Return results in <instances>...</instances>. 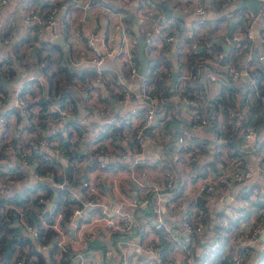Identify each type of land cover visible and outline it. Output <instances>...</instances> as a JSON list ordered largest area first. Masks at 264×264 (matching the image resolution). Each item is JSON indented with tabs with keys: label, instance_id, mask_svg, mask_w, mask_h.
I'll list each match as a JSON object with an SVG mask.
<instances>
[{
	"label": "crops",
	"instance_id": "0c3cea01",
	"mask_svg": "<svg viewBox=\"0 0 264 264\" xmlns=\"http://www.w3.org/2000/svg\"><path fill=\"white\" fill-rule=\"evenodd\" d=\"M22 0H8L0 7V35L7 38L4 50L8 49L18 51L19 43L24 35L28 38L29 33L21 22L22 8L19 7ZM37 7L46 4H53L56 7L53 25L45 28L41 34V44L38 48L39 54H48V57L61 55L58 63L67 68L71 73L78 76L87 74L92 76L93 64L88 61V52L84 46L86 36L96 30L101 39V43L107 48L116 49L122 47L124 50L130 48L135 53L136 41L135 35L131 31L132 20L136 23L137 33L143 38L144 30H151L150 41L145 42L143 48L144 55L147 59L146 75H150L155 67L167 61L168 67L171 64L176 66L180 72L181 68L186 65L187 52L189 44L194 40L199 41L202 51L206 56L202 57L200 53V62L195 68L197 80L188 79L184 83L187 88V95H191L194 102L190 105L184 102H176L172 96L171 81L167 83L168 98L155 107L156 120L166 129L169 123H176L177 127L188 129L186 120L189 109L193 110L195 118H203L208 115L210 123L202 131L193 132L192 142L196 145L198 155L194 159L183 156L177 162H172L169 157L174 153V140L170 135L157 134L158 141L147 142L142 144L138 151L139 158L149 159L157 158L159 165L152 169L145 170L143 176H139V186L135 189L138 196L144 191L143 188H156L161 192L162 202L163 229L156 231L153 229L151 210L148 206L133 207L129 205L130 183L127 176L121 169L126 162H132L135 159L137 150L133 142L120 139L115 148H112L111 141H104L107 148V158L109 159L110 168L98 171L96 175L101 174L103 181L95 184V192L109 196L112 199L111 209L120 212L132 214L138 221L136 229L124 232L110 233L102 227L100 221L94 224H87L75 218V227L70 241L66 244V249L72 254H81L82 262H86L91 255L97 256L102 264H140L142 261L143 251L141 244L152 239H160L162 253L158 257L159 264H221L224 259L222 253L229 248L233 256L240 257V264H259L264 260V231L261 232L255 241L251 244H244L235 241L233 235L240 232V222L253 220L258 217L262 206L250 202L245 210H238L235 214L227 211L226 206L229 196L234 199L239 197H253L258 190V183L254 178H249L240 183H229V189L222 194L214 193L208 197H200L196 190V185L202 178L212 174L214 171L213 161L215 156H220L225 163H228L231 157L237 155L243 159L242 165L252 168L257 159L264 161V146L262 147L255 140H244L242 131L233 130L228 123V112L233 107H238L242 112L241 128L252 127L253 123L261 117L262 108L253 95L252 83L243 82L244 80L236 79L229 81L223 71L227 66L235 69L243 67V53L246 49H254L263 54L264 44L259 41V35L264 28L261 20H255L251 26L252 36L243 40L245 33V24L241 21L245 8L236 7L240 0H226L227 7L222 9L224 0H187L200 4L206 10L202 21L195 26H191L196 17L185 15L177 12L173 5L176 1L185 0H163L169 9L166 16V10L159 0H34ZM34 4L30 3L25 9H34ZM78 17H82L78 20ZM135 17V18H134ZM140 19V21L138 20ZM194 19V20H193ZM239 20V21H238ZM241 23V26H240ZM173 35L169 42L163 40L164 33ZM60 37L62 43L57 44L54 40ZM59 39V40H60ZM243 40V41H242ZM255 41L259 43L256 44ZM100 43L99 41L97 42ZM132 44V46H131ZM156 50L165 48V58L153 56L151 48ZM6 51V52H7ZM3 54V56L6 54ZM69 57V63L66 57ZM136 58V57H135ZM224 58L225 64L221 63ZM137 62V60H136ZM78 64V69L73 70L69 64ZM191 64V63H190ZM56 66V63L54 64ZM102 72L110 77L121 79L116 58H105L101 64ZM215 73L216 79L210 80L205 77L206 73ZM88 75V76H89ZM177 76V75H176ZM112 78V77H110ZM176 79V77H175ZM24 80V75L21 81ZM190 81V82H189ZM199 86L195 85V82ZM138 86V84H137ZM10 87V83H9ZM131 91V90H130ZM133 101L138 106L144 104L141 97V91L138 86V92L133 91ZM203 93V97L199 94ZM192 99V98H191ZM208 100V104L206 102ZM109 109L114 111L119 104L112 97L108 99ZM79 116L85 118L88 122H99V117L89 108L79 109ZM113 114V113H112ZM258 118V119H257ZM168 122V123H167ZM167 124V125H166ZM61 123L55 126L52 131L56 136L61 131ZM254 128V127H252ZM169 134L171 132L166 130ZM58 145L60 142L58 141ZM61 147V146H60ZM66 147H68L66 145ZM89 151V146L83 139H78L74 144V150L68 157L78 159L75 161L79 173L78 180L74 187L79 188L80 196L90 197L88 189L85 186L80 187V183L89 181L93 183L92 178L95 174L93 166L95 161L100 159V155L87 160L83 154ZM123 152L126 157L119 167H116L119 153ZM8 157V155H7ZM83 158V159H82ZM117 158V159H116ZM81 159V160H80ZM2 164H5L4 162ZM1 164V166H2ZM138 165L135 168L138 169ZM67 169L66 166L60 168L59 172ZM3 172L6 170L2 169ZM163 171L170 172L175 179L173 188L176 187V193L173 194L167 189H162L161 179ZM27 173V171H25ZM69 174L68 171H66ZM72 177V172H71ZM81 179V180H80ZM172 188V189H173ZM248 196V197H247ZM264 201V196L262 197ZM197 199L203 201L202 209L197 203ZM257 202V201H256ZM193 206H198L202 212L204 233L200 236H192L185 233L180 226V217L184 211ZM97 205L85 207L87 219L94 217L98 211ZM146 221V222H145ZM244 221V222H245ZM243 222V223H244ZM145 226H144V225ZM10 227H17L13 223H8ZM236 228V229H235ZM44 229V228H43ZM92 230V235L86 240V246L83 247L77 241L80 234L87 230ZM45 230V229H44ZM225 236L223 237V235ZM32 242L31 236L26 235ZM229 236V239H228ZM219 237V238H218ZM216 243V246H215ZM243 244V246H242ZM110 247L111 254L105 256L103 250ZM56 247L52 252H42L45 264H56ZM186 258L188 261H186ZM70 264H76L77 257L73 259L66 256Z\"/></svg>",
	"mask_w": 264,
	"mask_h": 264
},
{
	"label": "built area",
	"instance_id": "2783aa9c",
	"mask_svg": "<svg viewBox=\"0 0 264 264\" xmlns=\"http://www.w3.org/2000/svg\"><path fill=\"white\" fill-rule=\"evenodd\" d=\"M261 1L263 5L259 7L257 12L254 13L247 8L243 11V17L246 18L245 35L247 37L252 36L250 25L255 20H261L264 24V0ZM7 2L8 0H0V7ZM30 3H33L35 8L25 9ZM19 7L23 9L21 22L28 33L33 32L31 29L35 24L38 26L37 32L34 33L40 34L43 33L45 28H50L53 25L56 11V7L53 4H47V6L45 4L39 8L35 5L34 0H22ZM173 8L181 14L196 17L195 20L193 19L192 27L195 26L194 24L201 22L206 14L202 5L187 0L176 1ZM81 19L82 17H78V20ZM138 20L140 21L139 18ZM166 33L163 35V40L169 42L171 37ZM144 36L146 38L145 42L148 44L151 42L152 45L150 29L144 30ZM7 41L4 36L0 35V53L4 50L2 46L6 45ZM98 41L100 42L99 44L97 43ZM259 41L264 44V31L260 33ZM36 45L35 41H28V44L24 46L21 52H12V50L8 49V51L5 50L0 55V146L3 145L6 150V160L4 161L6 170L0 175V197L4 196L6 201L2 203L0 208L3 210L11 209L18 213V216L10 223L17 225L22 234L31 236L33 250L48 253L52 252L53 248L56 247V264H59V260L66 256L72 259L77 257L76 264H102L99 258L93 255L83 263L80 258L81 254H72L71 251L66 249L67 242L71 240L69 237L72 236L74 231L75 218L78 217L81 222H87V224H94L100 221L102 227L110 233L136 229L138 221L132 214L111 209L112 200L110 198L104 199L102 195H96L95 184L103 181L102 175L96 174L100 170H106L111 167L107 158L108 150L105 148V144L101 143L106 140L111 141L113 143L112 148L117 146L116 143L120 139L134 143L137 149L134 150L135 159L132 162H126L121 167L130 183L128 189L130 190L129 202L135 207L148 206L151 210L153 229L160 231L164 227L160 198L162 191L145 187L142 194L138 196L135 194V189L140 184L139 176H143L145 170L152 169V167L159 165L160 162L157 158L146 160L139 158L140 152L138 148L147 142L158 141L157 134H159V130H163L162 137L166 134L170 135L174 140V153L169 157L170 161L177 162L183 156L194 159L198 155V151L196 145L192 142L193 132L204 130L210 122L204 118H195L193 110L189 109L186 117L188 129L177 127L176 123H169L168 128L165 129L159 120L158 122L156 120L155 107L165 100V82L169 80L170 74L167 61L155 67L150 75L145 74L140 77L138 86L144 104L138 106L137 102L133 101L132 92L126 86L125 79L122 77L125 70L128 80L132 81L138 76L137 62L134 59L135 53L130 48L124 50L119 47L114 50L105 47L104 43H101L96 30L89 33L84 40V46L89 55L88 61L94 66L92 76L89 75L90 77H85L83 82H78L79 85L71 89L62 99L58 97L44 98L40 94L33 96L30 91L35 90L37 85L44 82L48 74L47 67L43 65L46 54L39 57L34 54L35 60H39L42 57L44 62L37 63V66L30 65L29 56L33 53ZM188 50L190 55L195 56L202 50V46H200L199 41L194 40L189 44ZM151 51L153 56L155 55L161 59L165 58V48L156 50L153 47ZM5 52L6 54L3 56ZM246 56L243 69L237 70L227 66L223 72L229 81L241 79L245 83L247 81L252 83L253 95L262 108L263 125L242 129L241 118H243V115L238 107H233L228 112V123L233 130L242 131L244 140L253 139L263 147L264 56L257 51L253 54L250 48L247 50ZM105 58H116L120 74L122 75L121 79L115 78L112 80L102 72L101 64ZM199 62L200 59L194 57L193 62L190 64L191 66H183L179 76L175 79L174 90L170 96L177 103L184 102L190 105L194 102L193 99L182 95L181 91L187 78H196L197 72H195V68ZM39 70H43V72L40 73ZM37 73L38 75H36ZM23 75L24 80L21 81ZM206 76L210 80L216 79V74L213 72L206 73ZM166 96L169 97L168 95ZM111 97L119 104L114 111L109 109L107 102ZM85 107L91 109L99 117L100 121L97 123L88 122L85 118L80 117L79 109H85ZM59 123H61L62 127L56 136V132L52 130ZM167 129L171 132L170 134L166 131ZM43 132L47 133V135H42ZM78 139L81 141L84 139L89 146V151L83 154L87 160L94 158L96 154L100 155V159L96 160L93 166V170H95L92 178L93 183L91 184L89 181L84 180L81 182L83 186H88V192L91 194L87 199L79 195V188H72L68 183V179L79 182V173L75 165V161L78 159L66 157L65 150L58 145L59 140L67 143L66 151L71 154ZM125 157L126 155L123 152L119 153L116 167L121 165ZM49 159L57 160V163L52 165L55 169L54 174L41 172V166L44 161ZM242 161L241 156L235 155L231 157L228 163H225L220 156H215L212 167L214 172L202 178L196 185L198 195L204 198L214 193L220 195L228 191L230 182L240 183L252 177L258 182L256 183L258 188L255 192L256 196L236 199L229 196L226 209L236 216V211L245 210L248 206L246 204L262 200L264 196V161L257 159L252 168L243 166ZM136 164H139L138 169L135 168ZM64 166L67 169L59 172V167L62 168ZM37 167H39L38 170H35ZM20 170L23 173H20ZM30 178L34 182H30ZM174 181L175 179L170 172L163 171L161 179L162 189L171 190L175 185ZM37 183H47L55 191L66 188L70 191L68 200L76 199L82 205L71 206V213L66 220H63L62 213L65 205L56 206L54 204L55 195H49ZM36 205H39V207H36ZM89 205H97L99 209L94 217L87 219L84 210ZM25 209L35 212L36 222H27L24 215ZM46 210L49 212V220L43 214ZM201 217V209L198 206L187 209L180 217L181 229L192 236H200L205 230ZM243 222L241 221L239 224L240 232L235 233L232 237L235 241H241L244 244L242 246L245 247V245L255 241L257 236L264 231V205L260 209V213H258L257 221L253 219L250 222ZM39 228L49 229L53 232V235L47 239L40 235ZM91 235L92 230L87 229L80 234L77 241L79 240L81 246L87 247L86 240ZM141 249L143 255L140 264H159L158 257L162 253L160 239H152L141 244ZM20 251L29 252L26 256H18L19 248H16L5 264H23L22 260L24 258L30 263L35 259L34 254L30 252L31 249L28 243L21 244ZM111 252L110 247H105L103 250L105 256L111 254ZM227 260L229 264H240V257L236 255L227 258ZM186 261H188L187 258Z\"/></svg>",
	"mask_w": 264,
	"mask_h": 264
},
{
	"label": "trees",
	"instance_id": "16d2710c",
	"mask_svg": "<svg viewBox=\"0 0 264 264\" xmlns=\"http://www.w3.org/2000/svg\"><path fill=\"white\" fill-rule=\"evenodd\" d=\"M241 21H243V23L245 24L246 18L245 17H241ZM240 26H241V23H240ZM241 30H242L243 33H245V30L243 31V28ZM262 31H264V28H263ZM242 39L246 40V39H248V37L244 36ZM248 49L245 50L244 54L247 52ZM251 50H252L253 54L256 52L254 49H251ZM201 51L199 52L198 55H195V56L190 55V54L188 55L187 62H186V67H190L191 66L190 63L193 62L194 57H198L200 59ZM201 56L202 57L206 56L205 52L202 51V55ZM243 58H244V56H243ZM57 59H59V57H57ZM134 59L136 60L135 57H134ZM46 60L49 61L50 59H46ZM171 65H172L171 72L172 73L175 72L176 75H177L178 71L176 70V68H175V66L173 64H171ZM56 66H57V70H56L57 73L54 72L52 74V72H51V76L48 79L49 81H48L47 87L45 88V91H46V96L48 95V96L52 97L53 95H56V97L62 99L68 94L69 86L72 83L83 82L85 80V78H83L85 74H82L80 76L76 75V78H78V79L73 81V80H71V78H73L74 73H71L67 68H65L62 65H60L58 63V60L56 61ZM54 76H55V80H54L55 84L53 86L54 94H50V88H52L51 87V79ZM61 76H63V77H61ZM193 80H197V75H196V78L193 79ZM173 84H174V82L170 83L169 87H173ZM195 85L199 86L198 81L195 82ZM191 87L192 86H190V85L183 87L182 91H181V94L187 96L190 99L191 98L193 99V97L190 94L187 95V91H186L187 88H191ZM258 87L261 88L260 85H258ZM166 88H167V86H166ZM155 91H158V90H155ZM168 93L169 92H168V89H167L166 90V94L168 95ZM199 95L201 97H203V93H200ZM206 102L208 104V100H206ZM203 118L206 119V120H209V122H210V119L208 118V115L203 116ZM262 125H263V120H262V117L259 116V119L256 120L253 123L252 127L255 128V127L262 126ZM59 142H60L59 146H61L65 150L66 154L69 156V152L66 151V149H67L66 144L67 143H64L61 140H59ZM5 151H6L5 147L3 145H1L0 146V175L3 174V170L2 169L5 168V164H2L6 160ZM56 161L57 160H54V159H49L47 161H44L43 165L41 166V172L42 173H46V174H50V173L54 174L55 173V169L53 168L52 165L57 163ZM50 162H51V164H50ZM1 164H2V166H1ZM38 168L39 167L35 168V170L36 169L38 170ZM20 173H23V172L20 170ZM68 183H69V186L74 187V185L77 182L72 181L71 179H68ZM38 186L41 187V188H44L45 191L49 195H52V194L55 195L54 204L56 206L57 205H61V204L66 206V207L64 206V208H63V213H62L63 220H66L68 218L69 214L71 213V208H70L71 206H73V205L74 206H81L82 205L76 199H74L72 201L68 200V196L70 194V191L67 190L66 188H62V189H59V190L55 191L47 183H41V184H38ZM176 187H178V185H176L173 189H171L172 193H176V191H175ZM5 201H6L5 198H1L0 199V207H1L2 203L5 202ZM67 202H69L70 204L67 203ZM197 203L199 204L198 206H200V208L202 209L203 201L201 199H197ZM255 205L263 206L264 205V201L263 200H259V201L255 202ZM36 207H39V205H36ZM43 214H44L45 218L47 220H49V212L46 210ZM24 215L26 216V219H27L28 223H34V222L37 221V220H35V215L36 214H35V212L33 210L25 209L24 210ZM201 215H202V212H201ZM17 216H18V213L15 212L14 210H11V209L10 210H3V209L0 208V263L1 264H5L6 262H8L12 252L16 248H19L18 256H26V254H28L29 251L21 252L20 251V245L23 244V243H28L29 246H30V249H31L30 252L34 254L35 259H33L30 263H28L27 260L24 258V260H22V263L23 264H45V260H44L42 252H38V251L33 250V246H32L31 241L28 239V237L25 234L21 233L20 228L19 227H10V226H8L9 221H13ZM201 220L203 221L202 217H201ZM38 230L40 232V235H43L47 239L50 238L53 235V232L51 230H49V229H45L44 230L43 228H39ZM48 254H50V253H48ZM260 261L261 262H259V264H264V260H260ZM228 262L229 261L227 260V257H224V259L221 260V264H228ZM59 264H70V262L68 260H66L65 258H63V259L59 260Z\"/></svg>",
	"mask_w": 264,
	"mask_h": 264
},
{
	"label": "rangeland",
	"instance_id": "374dc122",
	"mask_svg": "<svg viewBox=\"0 0 264 264\" xmlns=\"http://www.w3.org/2000/svg\"><path fill=\"white\" fill-rule=\"evenodd\" d=\"M160 1V0H159ZM181 2V1H180ZM191 2V1H190ZM194 3V2H193ZM223 4H222V9L223 8H225V7H227V1L226 0H224L223 2H222ZM206 11V10H205ZM37 24H35V26L34 27H32V29H31V31H33L32 33H29V35H28V38L26 39L25 38V36L23 35L22 36V39H21V41L19 42V43H17V46H18V51L19 52H21V50L24 48V46H26L27 44H28V41H35V43L37 44L36 45V48H34V50H33V53H31L30 54V65H34V66H37V63H42V62H44L42 59V57L41 58H39V60H35V58H34V54H35V56L36 57H39L40 55H42V53H40L39 54V52H40V50L38 49L39 47H40V44H41V34L40 33H34V32H37ZM167 34V33H166ZM167 35H169L170 37H171V39H170V41L173 39V35H171V34H167ZM6 40H7V38H6ZM255 43L256 44H258L259 45V43L257 42V41H255ZM188 49H189V47H188ZM44 54H46V58H45V63H43V65L45 66V67H47V71H48V74L46 75V77H45V81L44 82H42L40 85H37L36 86V89L35 90H31L30 91V93H32V95L33 96H35V95H37V94H40V95H42L44 98H56V95H53L52 97H50V96H46V91H45V88L47 87V84H48V79H49V77L51 76V72H52V74L54 73V72H56V70H57V66H54V64L56 63V61L57 60H59L60 58H61V55H56V57H52V56H50V57H48V54L47 53H44ZM188 54H189V50H188V52H187V57H188ZM64 56L66 57V62H68L69 61V57H68V55L66 56V54L64 53ZM243 56H244V58H243V67L241 68V69H243L244 68V60L246 59V53L244 54L243 53ZM57 57H59V59H57ZM186 57V58H187ZM46 59H50L49 61H47ZM69 63V62H68ZM174 65V64H173ZM175 66V65H174ZM69 67L71 68V69H73V70H77L78 69V64L76 63V64H69ZM40 68V67H39ZM175 68H176V66H175ZM169 69H170V74H171V70H172V65H170V67H169ZM177 71H178V69H176ZM237 70H239V69H237ZM39 72L40 73H42L43 72V70H39ZM57 73V72H56ZM170 74H169V80L168 81H166L165 82V84L167 85V83L170 81ZM179 74H180V72L178 71V73H177V76H176V79H177V77L179 76ZM36 75H38V73L36 74ZM89 74H87L86 75V77H90V76H88ZM113 74L111 73V75H110V77H112L111 79L112 80H114L115 78H113V76H112ZM61 77H63V76H61ZM123 79H125V84H126V86L131 90V91H133V92H135V93H137L138 92V86H137V84H138V81H139V79H140V77L141 76H136L132 81L131 80H128L127 78H126V70H125V73L123 74ZM205 77L207 78V76L205 75ZM76 79H78V78H76V74H74L73 75V78H71V80H76ZM188 79H191V78H187L186 80H188ZM208 79V78H207ZM55 80V76L51 79V87L52 88H50V94H54V89H53V86H54V81ZM186 80L184 81V83L186 82ZM79 85V83L78 82H75V83H72L70 86H69V91L71 90V89H73V88H76L77 86ZM173 90H174V88L173 87H171V92H173ZM169 91V90H168ZM167 95V94H166ZM165 95V99H167L168 97ZM22 121V120H21ZM42 135H44V136H46L47 135V133H45V132H43L42 133ZM66 157H67V155H65ZM81 186H83L82 185V183L80 184V187ZM86 187V186H85ZM88 187V186H87ZM86 187V188H87ZM79 192V191H78ZM96 195H101V194H99V193H97L96 192ZM103 196V198L104 199H108V198H110L109 196H104V195H102ZM1 198H4V196H2V197H0V199ZM84 199H87V198H89L88 196H84L83 197ZM111 199V198H110ZM112 200V199H111ZM129 205L130 206H133L130 202H129ZM248 204H246V206H247ZM133 207H135V206H133ZM261 207V206H260ZM254 220L255 221H257L258 220V217H255L254 218ZM245 221V220H244ZM202 223H203V221H202ZM236 229V228H235ZM225 236V234L223 235V237ZM228 239H229V236H228ZM64 246V245H63ZM223 254V256L224 257H227V258H229V257H231L232 255H233V253H232V251H231V249H229V248H227L225 251H224V253H222ZM228 264H229V262H228Z\"/></svg>",
	"mask_w": 264,
	"mask_h": 264
},
{
	"label": "water",
	"instance_id": "95a60500",
	"mask_svg": "<svg viewBox=\"0 0 264 264\" xmlns=\"http://www.w3.org/2000/svg\"><path fill=\"white\" fill-rule=\"evenodd\" d=\"M160 3L162 4V6L165 9V2L163 0L160 1ZM263 5V2L261 0H240L237 4L236 7L239 8H247L250 9L251 11H253L254 13L257 12V10L259 9V7H261ZM166 16L169 14V9L166 7ZM132 25H131V31L134 33L135 35V41H136V50H135V57L137 60V74L139 76H143L145 75L146 72V68H147V59L144 55V45L145 42L143 40V38H141V36L137 33V29H136V23L134 22V19L131 21ZM60 37L57 38V40H54L55 43L57 44H61L62 41ZM221 63L224 65L225 61L224 58H221ZM175 77H176V73L173 72L172 76H171V81L174 82L175 81ZM30 182H34V180L32 178H30L29 180Z\"/></svg>",
	"mask_w": 264,
	"mask_h": 264
}]
</instances>
